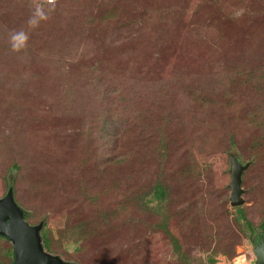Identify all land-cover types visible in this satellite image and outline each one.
Segmentation results:
<instances>
[{"label":"rangeland","instance_id":"obj_1","mask_svg":"<svg viewBox=\"0 0 264 264\" xmlns=\"http://www.w3.org/2000/svg\"><path fill=\"white\" fill-rule=\"evenodd\" d=\"M263 65L264 0H0V196L16 160L17 201L75 264H251ZM233 151L250 163L238 207ZM157 179L183 257L157 226Z\"/></svg>","mask_w":264,"mask_h":264},{"label":"water","instance_id":"obj_2","mask_svg":"<svg viewBox=\"0 0 264 264\" xmlns=\"http://www.w3.org/2000/svg\"><path fill=\"white\" fill-rule=\"evenodd\" d=\"M250 163H243L238 155H230L229 187L230 201L233 206L245 203L242 187L243 174ZM26 210L21 207L10 188L0 196V235L7 237L13 245L15 259L13 264H75L64 260L60 255L47 251L43 244L42 230L44 221L31 223L26 218ZM255 259L251 264H264V234L255 245Z\"/></svg>","mask_w":264,"mask_h":264},{"label":"trees","instance_id":"obj_3","mask_svg":"<svg viewBox=\"0 0 264 264\" xmlns=\"http://www.w3.org/2000/svg\"><path fill=\"white\" fill-rule=\"evenodd\" d=\"M115 14H116V9L115 10H111L109 17H112ZM103 15L105 16L106 14H103ZM105 17L107 18V16H105ZM93 23H94V21H93ZM258 73L260 74L259 77H257L256 74H254L256 79L258 81L264 80V65L262 67H260V72H258ZM235 75L237 77V75H239V73L236 71ZM250 116H251L252 121L254 123H256L254 125H257L259 123L264 125V122L262 120V117L264 118V108L256 107L253 110V113L250 111ZM160 147H161V151L162 152L166 151V145H165V143L163 141H161ZM231 154L238 155L239 157H241L236 151H233ZM231 154H229V158H230ZM10 169H11L10 173H13V180L11 181L10 177L5 176V183H6L7 191L10 188H12L13 191H14V196H15V192L16 191H15L14 183L16 181V178L14 177V175L16 176V172H18V170L20 169V166H19L18 162H16V160H13L11 162ZM190 169H192V167H190ZM7 191H6V193H7ZM152 191H153V196L157 199V208H158L159 212L161 213V219L157 223V226L161 227L163 230L168 232V234L170 235V237H171V239L173 241V245L175 247V250L178 253H180V255L182 256V253L180 251L181 250V246H180L178 240L174 237V235L171 232V230L168 228V214H167V212H165V210H166L165 203H166V201L168 199V194H167V190H166L164 184L162 183V181L160 179H157V181L154 183ZM143 198H145V197H143ZM15 199H16V197H15ZM148 200H146V201H148ZM16 201H17V199H16ZM17 203L20 205V203L18 201H17ZM145 203H147V202H145ZM145 205L148 206V204H145ZM236 209H237V211L240 212L241 219L244 222L245 226H247L249 228L253 227V225L250 222V220L245 217V215L243 213V210L241 208H236ZM25 218L30 222L29 219L31 218V214L29 213L28 210H26V217ZM110 218H111V214H109V213L103 214V219L107 220V222H108V220ZM99 222L95 223V221H94L89 227H87L86 225H84V226L80 225V226L74 227V229L70 231L71 232V237H74L77 241H79V239L80 240L84 239L87 236L98 234L99 233V225H97V224ZM261 226L264 229V222L262 223ZM252 229H253V231H257V230H254V228H252ZM47 230L48 229L45 228V221H44V227H43V230H42V238H43L44 247H45V249L47 251H49L51 253H57V250H56V248H54L53 243H52L53 238H52L51 234L48 233ZM259 230L264 233V230H262V229H259ZM248 237L253 240L252 234H249ZM0 238H3V239H5V240H7V241H9L11 243V241L5 236L0 235ZM4 256L5 257L0 256V264H13L14 259H15V253H14V249H13L12 244H11L9 249L5 250ZM213 261L214 260L212 259V262Z\"/></svg>","mask_w":264,"mask_h":264},{"label":"flooded vegetation","instance_id":"obj_4","mask_svg":"<svg viewBox=\"0 0 264 264\" xmlns=\"http://www.w3.org/2000/svg\"><path fill=\"white\" fill-rule=\"evenodd\" d=\"M262 234H264V233L262 231H260V230L255 231V233L253 234V243H254V245L259 243V240H260Z\"/></svg>","mask_w":264,"mask_h":264},{"label":"clouds","instance_id":"obj_5","mask_svg":"<svg viewBox=\"0 0 264 264\" xmlns=\"http://www.w3.org/2000/svg\"><path fill=\"white\" fill-rule=\"evenodd\" d=\"M13 39H15V37H13Z\"/></svg>","mask_w":264,"mask_h":264}]
</instances>
